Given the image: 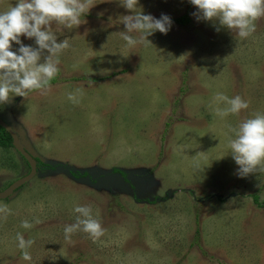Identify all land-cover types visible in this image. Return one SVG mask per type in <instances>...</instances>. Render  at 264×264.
I'll return each instance as SVG.
<instances>
[{
    "label": "rangeland",
    "instance_id": "rangeland-1",
    "mask_svg": "<svg viewBox=\"0 0 264 264\" xmlns=\"http://www.w3.org/2000/svg\"><path fill=\"white\" fill-rule=\"evenodd\" d=\"M17 2L0 0V13ZM92 3L78 27L52 25L70 46L47 94L0 105L24 149L50 167L0 201L11 210L0 213V264H264V172L239 177L229 149L241 122L264 115V17L241 40L198 21L189 0H138L133 12L120 0ZM139 12L167 15L171 27L129 48L122 17ZM217 93L249 106L221 119ZM29 171L14 148H0V192ZM77 205H91L99 240L65 239ZM17 233L34 241L30 261Z\"/></svg>",
    "mask_w": 264,
    "mask_h": 264
},
{
    "label": "clouds",
    "instance_id": "clouds-1",
    "mask_svg": "<svg viewBox=\"0 0 264 264\" xmlns=\"http://www.w3.org/2000/svg\"><path fill=\"white\" fill-rule=\"evenodd\" d=\"M189 2L197 9L193 15L198 21L218 22L216 31L225 28L241 40L255 32V22L264 17V0ZM120 4L133 12L138 0H120ZM93 5L92 0H18L15 6L0 13V105L9 103L15 96L26 99L33 91L47 94L50 81L60 71L59 54L70 46L67 39L57 42L52 25L78 27L85 23L81 17L87 14ZM121 22L125 27L122 38L129 48L141 42L151 45L147 37L156 31L167 34L171 27V19L167 15L156 19L141 12L125 15ZM133 32L141 34L139 41L130 35ZM21 36L34 38L36 47L24 45ZM13 43L19 45L16 51L11 50ZM77 93L82 95V90L77 89ZM67 98L73 103L79 102L74 93H68ZM213 103L216 105L214 112L221 119L229 114H239L249 106L240 96L229 98L223 93H217ZM234 131L235 138L229 140V149L232 159L238 165V176L244 178L252 173L264 172V115L257 114L241 122L238 130ZM10 211L7 206L0 207V213L5 216L10 214ZM73 211L79 215L75 223L65 225L66 240H70L71 234L76 231L88 233L93 241L104 235L100 221L92 216L91 205H77ZM32 226L28 221L21 224L25 229ZM16 239L18 247L22 250V259L30 261L31 255L27 249L34 241L25 240L20 233H17Z\"/></svg>",
    "mask_w": 264,
    "mask_h": 264
},
{
    "label": "water",
    "instance_id": "water-1",
    "mask_svg": "<svg viewBox=\"0 0 264 264\" xmlns=\"http://www.w3.org/2000/svg\"><path fill=\"white\" fill-rule=\"evenodd\" d=\"M0 127L3 128L12 138V147L15 151L26 161L28 164L30 171L27 175L18 178L15 180L7 189L0 192V201L5 200L13 195V193L29 182L36 175L37 161L36 159L28 153L24 147L22 146L16 132L5 122L0 119ZM235 196V195H232Z\"/></svg>",
    "mask_w": 264,
    "mask_h": 264
},
{
    "label": "trees",
    "instance_id": "trees-1",
    "mask_svg": "<svg viewBox=\"0 0 264 264\" xmlns=\"http://www.w3.org/2000/svg\"><path fill=\"white\" fill-rule=\"evenodd\" d=\"M179 24L181 25H185L186 23L189 22V18L187 16H183L181 18H178L176 20ZM55 79H52L50 82H54ZM0 148L1 149H8V148H13L12 147V138L11 136L3 129L0 127ZM23 159V158H22ZM24 160V159H23ZM25 161V160H24ZM37 164L40 166V168H44V169H50V167L48 165H43L41 162H39L37 159ZM27 164V163H26ZM116 171V170H115ZM122 176L124 175L122 172H119ZM72 175L74 177H79V178H83L86 176L85 173L83 174H78L76 172H72ZM253 199V202L255 203V205L261 207V203L258 202L257 197L256 196H252L251 197Z\"/></svg>",
    "mask_w": 264,
    "mask_h": 264
}]
</instances>
